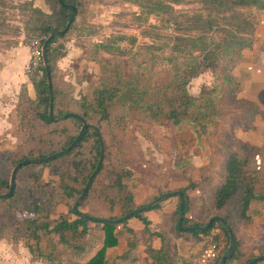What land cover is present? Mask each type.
I'll use <instances>...</instances> for the list:
<instances>
[{
	"label": "rangeland",
	"instance_id": "374dc122",
	"mask_svg": "<svg viewBox=\"0 0 264 264\" xmlns=\"http://www.w3.org/2000/svg\"><path fill=\"white\" fill-rule=\"evenodd\" d=\"M244 1L248 4L235 5ZM53 6L52 0H0V79L7 81L10 91H14L20 82L13 80L15 70L6 69L7 60L11 63L17 60L22 46L28 51V35L32 32L31 28L37 25V19L52 14ZM88 9L87 12L77 13L75 29L67 37L68 41L72 37H78L74 47H77L82 54L81 56L77 54L78 58L69 67L59 64L65 56L66 42L59 40L57 43L62 57L58 58L56 83L65 85L76 99L90 96L92 86L97 84L99 79V61L108 67L118 65L116 74L120 72L124 77H130L132 68L140 65L149 69L154 81L160 84L171 80L173 73L176 72V66L188 62H201L210 47L217 39H222V36L231 37L230 47L243 48L241 54L236 57L238 62L233 72L239 83L236 96L234 90L223 81L228 74L229 63L225 60L231 55L228 52L225 53V58L224 56L221 58L219 65H215V69L212 66L205 73L192 78L188 85L189 92L195 96L212 93L216 84L219 86L216 95L209 101L211 120L206 135L201 133L198 135L195 128L187 127L189 124L182 127L151 125L136 117L133 119V125L124 133H119L117 138L121 144H124L128 153L133 170V178L128 181V185L133 192L137 191L141 184L146 185L145 176L157 181L154 187L158 188L156 185H161L160 191L179 192L188 184L186 177L181 173L191 172L197 175L200 181L204 180V184L195 193L190 194L194 196L191 200L188 199V204L192 207V213H189L188 217L207 224L213 217L229 215L243 254L241 259L233 264H243L252 256L264 255V202L254 203L247 220H241L237 216L236 199L221 211L215 209L213 205V193L224 177V167L228 157L233 153L242 152V144L245 141L242 140L240 132L251 131L248 127L252 125L250 121L252 110L247 100L250 99V93L253 94L251 97L258 98L255 102L259 105V114L264 107V0H90ZM208 27H212L211 32ZM90 35L95 36L97 40L88 41ZM250 41L251 45H248ZM28 64L29 59L19 74L17 71V75L19 79L25 76L29 85L28 92L35 98L32 79L37 75L28 76ZM180 71L188 75L192 74L191 71L186 72L183 69ZM20 92L21 90L17 95V115L11 120L12 128L7 133H0V151L19 147L26 151L30 147L39 145L44 149L61 148L64 140L58 135H54L55 143L49 147L47 141L53 133L50 131L48 132L51 134L39 133L36 135L37 140H34L29 128H25L24 123H21ZM259 119L261 129L264 131V113L259 115ZM30 120L34 119L30 118ZM256 121L257 117L253 124H256ZM36 124L39 125L38 122ZM66 126L71 135L81 131L73 128L70 122H67ZM63 129L60 128L57 132L62 133ZM103 133L107 134L105 127ZM107 140L112 142L109 137ZM119 140H114L112 151L121 147ZM261 140L263 144V136ZM245 156L250 158L251 166L257 171L258 177L264 184V146L262 148L256 146L254 152H247ZM0 163V177L11 183L16 166L10 165L2 156ZM60 164L61 161L58 160L52 164V167L56 168ZM29 172L30 170L27 169L19 173L18 192L30 187L29 181L33 182L31 178H27ZM39 172L53 186L59 185L60 177L52 173V168H40ZM106 182L108 183V179ZM43 187L47 188V192L40 204L42 212L48 213L54 203V199L48 197L52 194V188ZM162 195L165 193L160 196ZM79 197L80 195L71 201H66L65 206L57 208L66 211L68 208H74ZM143 202L144 198L140 203ZM90 204L87 202L82 206L80 209L82 213L90 211ZM13 210L14 208L5 205L0 206V222H9L0 232V240L6 239L8 243L15 245L23 243L27 248L26 239L16 229L15 219L18 218ZM114 215L120 216L121 212L116 210ZM135 220L137 218H130L128 221L132 223ZM177 220V215L172 221L168 217L165 219L166 224H169L168 227L166 226L167 232L173 235V238L178 235ZM100 227L91 224V236L85 243L92 247V250L83 259L81 258V262L86 261L98 249L102 238ZM207 238H212L214 241L222 239L225 243L227 240L226 234L218 226L210 234L198 236L195 243L197 249L191 256L194 260L200 255ZM184 243H187V239ZM229 245L230 243L225 248L228 249ZM178 250L187 252L189 249L184 248L183 245L178 247L173 239L170 240L169 253L175 255ZM9 263L14 264L0 260V264ZM29 264L48 263L31 259ZM259 264H264V260Z\"/></svg>",
	"mask_w": 264,
	"mask_h": 264
},
{
	"label": "trees",
	"instance_id": "16d2710c",
	"mask_svg": "<svg viewBox=\"0 0 264 264\" xmlns=\"http://www.w3.org/2000/svg\"><path fill=\"white\" fill-rule=\"evenodd\" d=\"M52 2L53 13L37 19V25L31 28L33 33L44 37L45 40L51 35H55L46 52L52 86L50 88L44 64L41 68L42 74L32 79L36 92L35 99L30 98L26 90L21 93L19 119L21 123H24L25 128H29L34 140H37L36 135L39 133L40 135L41 133L46 134V132L53 133L47 141L48 146L51 147L55 143V134L64 140L63 145L58 149H44L39 145L30 147L26 151L19 147L14 150L0 151V157L7 159L13 167L25 160L46 158L66 150L80 134L71 135L66 126L67 122L72 123L73 128L77 131L83 127L84 123L88 127L82 140L74 149L52 161L23 166L17 173L15 189L10 198H3L2 195L10 189L11 183L4 177H0V206L14 208L13 212L17 213L18 218L15 219L16 229L26 239V245L33 261H42L48 264H110L107 260L108 251L119 244L117 227L126 223L130 218H141L142 215V213H138L117 223L112 222L139 208L135 205L134 192L128 185V181L133 178V170L126 147L117 138L118 134L124 133L131 127L133 119L137 117L151 125L168 127H178L180 124L188 122V128L199 129L201 135H206L211 120L209 107L211 103L209 101L216 95L219 86L216 84L212 93H201L199 96H195L189 92L188 85L192 78L205 73L212 66L215 69V65L218 66L221 58L228 52L231 55L226 58L224 56L229 63L228 74L223 78V81L234 90V96H236L239 83L233 72L238 62H236V57L241 54L243 48L230 47L231 37L222 36V39H217L210 47L201 62H188L176 66V72L173 73L171 80L160 84L154 81L153 74L149 69L140 65L132 68L130 77H124L120 72L116 74L118 65L108 67L99 61V79L97 84L92 86L90 96L76 99L72 91L67 90L65 85L56 83L57 61L59 57H62V54L60 48L55 44L58 40L66 42L67 37L75 29L77 14L68 31L60 34L70 21L72 8H76L77 13L87 11L90 0H52ZM247 4L244 1L235 5ZM208 30L211 32L212 27H208ZM248 45H251V41ZM182 69L186 72L191 71L192 74L181 73ZM247 100H249L248 104L252 110L250 116L252 125L248 128L254 130L255 124L253 123L259 116V105L251 99ZM30 118L34 120L31 121ZM37 122L39 125L36 124ZM103 127L107 134L103 133ZM60 128H64L62 133L57 132ZM108 137L112 142L107 140ZM114 140H119L121 147L112 151ZM255 149V145L243 143L242 152L233 153L228 157L224 167V177L213 193V205L218 211L223 210L236 199L235 211L241 220L249 219L248 213L255 202H264L263 181L251 166L250 158L245 156L247 152H254ZM101 155L102 162L97 175L90 183L85 196L79 201L78 212L82 213L80 210L82 206L90 202V211L83 214L110 221L102 223L88 220L73 208H68L67 211L58 209V206H65L66 201H71L84 192L88 180L99 165ZM58 160L61 161V164L53 168L52 164ZM40 168H52V173L60 177L59 185L53 186L44 176L42 177L39 172ZM27 169L30 170L27 178H31L33 182L29 181L30 187L18 192V175ZM184 175L188 184L181 191L186 200L189 192L198 189L204 184V180L200 181L191 172L184 173ZM43 186L52 188V194L48 197L53 198L54 203L48 213L42 212L40 204L47 192V188ZM176 194L177 192L170 193L167 196ZM160 198L162 197L160 196ZM188 203L186 200L183 226L204 227L205 223L187 216V212L191 208ZM157 207L158 204H155L152 209ZM116 210L121 212L120 216L114 215ZM177 216L179 218L178 211ZM218 216L222 217L230 226L235 237L234 253L225 263L233 264L243 255L240 250V242L229 215ZM145 223L147 224V221ZM8 224V221L0 222V232ZM91 224L101 226L102 241L98 245L96 253L81 262V258L83 259L92 250V247L85 243L91 236ZM217 226L224 231L230 241L226 225L217 220L206 232L201 230L184 231L180 230L178 225H176V230L183 236H193L194 239H197L200 235L210 234ZM160 235L164 246L161 249H148V254L153 260L159 264H197L200 255L195 260L193 257L185 258L177 252L175 255H171L168 251L169 242L165 233H160ZM227 251L228 249L225 248L223 255ZM258 256L260 255L246 259L243 264H247ZM221 259L222 256L214 264H221Z\"/></svg>",
	"mask_w": 264,
	"mask_h": 264
},
{
	"label": "crops",
	"instance_id": "0c3cea01",
	"mask_svg": "<svg viewBox=\"0 0 264 264\" xmlns=\"http://www.w3.org/2000/svg\"><path fill=\"white\" fill-rule=\"evenodd\" d=\"M87 39L90 42H95L97 40V38L93 35H90ZM77 40H78V37L77 38L72 37L71 40L69 41L67 39L66 41L67 49L65 51V56L62 57V59L59 62L60 66L69 67L70 64L71 63L73 64V62L78 58L76 57L77 54L79 56L82 55L81 51L77 47L76 48L74 47L75 46L74 42L75 41L77 42ZM57 43L55 44V46H57ZM21 49L22 51L20 52V55L17 57V60H15L13 63L7 60V67H6L8 71L15 70L16 74L13 80L15 82H20L19 86L16 87L14 91H10L7 87L8 86L7 81L0 79V133H7L8 130L12 128L11 120L17 115V111H16L17 103H18L17 95L20 90H21L20 96H21V93L24 90H26L27 95L30 98L35 99L28 92V88H29V85L27 83L28 80L25 78V76L19 79L17 75V71L19 74L21 68L25 66L27 60L28 59L30 60L29 48H28V51L26 50L27 48L25 46H22ZM84 63H88V61H84ZM17 80H20V81H17ZM32 87L34 88L33 83H32ZM250 95L253 96L252 93H250ZM251 96H249V98L253 101L258 99L256 97L253 98ZM261 111L262 112H260L259 115L264 113V107L261 109ZM259 121L260 119L258 116L256 124H255V129L251 130L250 132L241 131L240 134H241L242 140H244L245 143H249V144L262 148V146H264V142L262 144L261 137L263 136V140H264V131L261 129V125ZM15 127H16V124H15ZM196 173L197 172L195 171V174ZM181 174L185 176L184 173H181ZM144 182H146V185L141 184L139 186V189L135 191L136 193L134 192L136 194V195L134 194L136 207L140 208L148 204H153V205L158 204V207L154 209L150 207L149 209L141 212L142 213L141 218H137V220L133 221L132 223H129V221H127L126 223H123L117 227L119 244L117 247L112 248L111 250L108 251L107 260L110 262V264H159L150 257V255L148 254V249L149 248L161 249L164 246L160 233H163V234L165 233L168 239V242H170V240L173 239L176 242V244H178V247H180V245H183L184 248L188 247L189 250L187 252H181L180 250H178L179 252H177L179 255L185 258L193 256V253L197 249L195 245V243H197L196 242L197 239H193V237L183 236L180 233H178L180 237H178L177 235L176 238H173V235L171 236L170 233L167 232L168 228H166V226L168 227L169 224H166L165 219L168 217L170 221H172L174 216L177 215V211L179 213V204H180L179 195L176 194V195H172L169 197L168 196L163 197L162 195L161 196L162 199H161L159 196L163 193L167 195V194L176 193V192L172 191L168 193V192H164L163 190L160 191L159 187H161V185H156V187L158 188H155L154 187L156 184L155 182L157 181L151 180L148 176L144 177ZM149 184L152 186H150ZM185 184H186V181H185ZM198 189H196L193 192H189L186 200L187 201L188 199L191 200V197L194 196V194L191 196L190 194L195 193ZM158 197L160 198V200L156 201ZM143 198H144V202L140 203V201L143 200ZM189 213L190 214L192 213V207L188 210L187 216H189ZM146 214H149V216H147ZM145 221H147V224L145 223ZM178 221H179V218L177 220L176 225H178ZM163 226L165 228H163ZM186 239H187V243H184ZM192 240L195 242H193ZM101 241H102V238H101ZM228 243H230V241H228V238H227L226 245ZM95 253L96 251L89 258H91ZM31 259H32V256L29 250L25 248V246H23V243H20L19 245H15V244H12L11 242L8 243L6 239L0 240V260L14 262V264L16 263L17 264H29Z\"/></svg>",
	"mask_w": 264,
	"mask_h": 264
},
{
	"label": "water",
	"instance_id": "95a60500",
	"mask_svg": "<svg viewBox=\"0 0 264 264\" xmlns=\"http://www.w3.org/2000/svg\"><path fill=\"white\" fill-rule=\"evenodd\" d=\"M73 9V12H72V15L70 17V21L67 25V27L65 28L64 31H62L60 34H64L68 31V29L70 28V25L72 23V21L74 20L76 14H77V9L76 8H72ZM55 35H51L49 38H47L44 42V45H43V50H44V64H45V68H46V71H47V76H48V81H49V85H50V88L52 86V82H51V77H50V70H49V66L46 62V52H47V47L48 45L51 43V41L54 39ZM188 122H185V123H182L180 124V127L182 126H185L187 125ZM87 127L88 125L86 123H84L83 127L81 128V131H80V134L78 135V137L75 139V141L73 142V144L68 147L66 150L64 151H60L54 155H51V156H48L46 158H43V159H38V160H25V161H22L21 163H19L14 171H13V174H12V178H11V187H10V190L7 194H4L2 195L3 198H10L12 195H13V192H14V189H15V179H16V176H17V173L18 171L25 165H29V164H35V163H43V162H48V161H52L54 159H56L57 157H59L60 155L64 154L65 152L67 151H70L72 149H74L78 143L82 140L86 130H87ZM196 132L198 135H200V131L198 129H196ZM102 152H103V148H102ZM102 162V155L100 157V162H99V165L97 166V169L96 171L93 173V175L91 176V178L88 180L87 182V185L85 187V190L84 192L80 195L79 199L77 200L76 204L74 205V211L78 212V203L79 201L81 200V198H83L85 196V194L87 193L88 189H89V186H90V183L92 182L93 178L97 175V172L99 170V167H100V164ZM177 195H179V198H180V204H179V221H178V227L180 230H184V231H190V232H195L197 230H201L203 232H206L211 224L214 222V221H220L222 222L224 225H226V228H227V231H228V234H229V237H230V245H229V248H228V251L226 254H224L222 256V259H221V264H225L226 261L232 257L233 253H234V249H235V237H234V234H233V231L231 230L230 226L227 225V223L224 221V219L222 217H213L209 220V222L204 226V227H201V228H196V227H185L183 226L182 224V221H183V217H184V209H185V199H184V195H183V192L180 191V192H177ZM167 195H163V197H165ZM160 198H158L156 201H159ZM153 204H148L146 206H143V207H140V208H137L136 210H134L132 213L128 214V215H125L123 216L122 218H120L119 220H113L112 222L114 223H117L119 221H122L124 219H128L129 217L135 215V214H138V213H141L147 209H149L150 207H152ZM79 214H81L82 216H84L86 219L88 220H93V221H97V222H109L110 220H105V219H98V218H95V217H92V216H89L87 214H83V213H80L78 212ZM264 260V255H261L259 257H256L254 258L253 260H251L250 262H248L247 264H257L261 261Z\"/></svg>",
	"mask_w": 264,
	"mask_h": 264
},
{
	"label": "built area",
	"instance_id": "2783aa9c",
	"mask_svg": "<svg viewBox=\"0 0 264 264\" xmlns=\"http://www.w3.org/2000/svg\"><path fill=\"white\" fill-rule=\"evenodd\" d=\"M45 38L31 32L28 35V48L30 51V60L27 67L28 76L42 74L41 68L44 65V50L43 45ZM226 243L222 239L214 241L212 238H207L202 252L197 260L198 264H214L215 261L223 256Z\"/></svg>",
	"mask_w": 264,
	"mask_h": 264
}]
</instances>
